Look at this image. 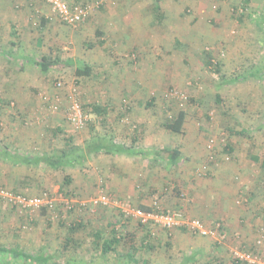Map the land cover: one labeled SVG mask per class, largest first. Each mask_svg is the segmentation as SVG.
<instances>
[{"label": "rangeland", "instance_id": "rangeland-1", "mask_svg": "<svg viewBox=\"0 0 264 264\" xmlns=\"http://www.w3.org/2000/svg\"><path fill=\"white\" fill-rule=\"evenodd\" d=\"M4 2L7 19L0 22V52L46 55L59 64L44 76L32 67L21 73L16 61L0 53V189L32 198L45 195L54 202L50 210L42 206L20 211L0 199V246L36 254L46 250L55 253V264H233L236 249L264 259V238L256 244L257 230L264 227V170L259 164L264 157V0H250L247 6L238 0L226 9L229 19L217 21L214 18L226 11L211 8V0H159L171 11L160 24L151 10L155 0H108L102 5L80 0L90 14L75 27L61 24L42 2ZM129 4L147 7L137 21L131 9V24L124 19ZM186 4L189 7L175 17V6ZM80 65L92 69L90 77L75 76ZM216 66L226 84L214 72ZM235 78L244 79L232 82ZM58 80L61 88L55 86ZM10 91L18 93L17 98L7 97ZM74 91L91 124L112 128L118 144L138 153L101 152L82 165L50 169L43 155L59 153L67 139L73 147H82L89 137L88 125L75 129L66 119ZM151 98L152 107L146 106ZM92 104L107 107V114L101 119L91 115ZM180 110L186 112L182 132L168 133L162 124ZM56 127L62 132L58 136L53 135ZM228 130L246 131L247 137ZM5 148L28 153L38 165H13ZM171 149L181 154L173 163L166 160ZM117 169L121 175L113 172ZM65 176L72 180L68 192L60 191ZM215 180L225 191L223 211L232 216L229 228L214 217L205 221L204 208L192 206L186 187L193 181L205 186ZM100 192L110 198L106 208L90 205ZM206 199L200 192V202ZM141 206L182 212L207 227L219 222L222 233L213 239L183 227H140L127 212ZM76 222L82 228L71 231ZM114 233L122 240L102 256L95 243ZM68 237L75 244L62 252ZM131 247L134 262L127 263L123 254ZM0 264L26 263L0 255Z\"/></svg>", "mask_w": 264, "mask_h": 264}, {"label": "trees", "instance_id": "trees-1", "mask_svg": "<svg viewBox=\"0 0 264 264\" xmlns=\"http://www.w3.org/2000/svg\"><path fill=\"white\" fill-rule=\"evenodd\" d=\"M244 4L247 6L250 3V0H243ZM154 16L155 20L157 23H161L162 21V13L159 7V0H155V7H154ZM86 21V20H85ZM84 21V22H85ZM43 22V20H42ZM262 25L264 27V17L262 19ZM96 35L100 36L101 32L97 31ZM59 62L54 61L51 59V57H41L39 62H36L35 66L39 67L40 70L46 74L50 69H54L58 66ZM214 72L218 75L220 80L222 81V84H226L227 81L224 78V75L221 74L220 69L216 66L214 69ZM92 73V69L89 66H83L80 65L75 68V76L77 78H82V77H90ZM255 74H253V77ZM259 76V74L256 75V77ZM244 78H235L232 82L243 80ZM60 81V80H58ZM61 82V81H60ZM62 83V82H61ZM63 86V84H62ZM61 86V87H62ZM78 94L75 92V100L77 101L78 105L80 106L83 114L87 116V120L85 122L84 127L88 125L89 128V137L88 139L84 142L82 147H73L70 139L65 140L66 145L63 150H61L59 153H52V154H45L42 157V160L45 162L47 166H50L52 168H63L64 166L72 163H77L79 165H82L84 162L88 160L90 155L92 154H98L101 152L104 153H126V154H135V151L132 150L131 146H126L122 144H118L115 141V136L113 134V129L109 128L106 125H103L101 123V129H98L97 124H91L90 120L88 118L87 113L85 112L86 108L82 107L79 100H78ZM153 98L150 99L148 103H146V106L152 107L153 103ZM215 103L216 105H220L221 103V98L219 95H216L215 97ZM90 108V114L96 116L98 119L103 118L104 115L107 114V107L101 105V104H92L88 105ZM84 109V110H83ZM224 115H226L224 113ZM185 118H186V112L184 110H180L177 112L173 117H170L165 120V122L162 124L163 128L171 134H180L183 129V125L185 123ZM83 127V128H84ZM60 128L56 127L55 130L53 131L54 136H58L60 133ZM231 134L237 135L239 137H247L248 132H231L228 130ZM60 132V133H59ZM227 151L231 152V148L229 146H226ZM8 161L11 162L14 165H22V164H27L29 162H32L34 157H30L27 154H21L17 153L14 154L9 151L4 152ZM181 154L178 152L177 149H171L166 151V160H169L171 163L175 162L178 158H180ZM40 158H37V160ZM157 160V157H154L153 160ZM255 160L258 161L256 158ZM260 167L264 170V157L259 161ZM71 178L68 176H65L62 182V186L60 188V191H70L69 186L71 185ZM100 188L103 189L102 184L99 185ZM12 192V191H11ZM14 194H18L16 192H12ZM54 203V202H53ZM53 207V206H52ZM51 207V208H52ZM98 207V206H97ZM101 207V206H100ZM46 209L50 210L51 208L45 207ZM102 208H106L103 206ZM143 211H148L151 210V208H146L144 206H141L140 208ZM163 213L165 214H170L168 212H165L162 210ZM140 227H147V226H152L153 224H149L147 226H142L138 224ZM82 224L80 222H76L72 225H70V230L71 231H77L78 229L82 228ZM180 228V227H178ZM166 231V230H165ZM120 240H122L121 236L117 235V233H114L110 239L108 240H102L100 243H95L97 247L100 248V254L102 256L108 254L111 251H114V247L116 245H119ZM75 242L71 237L65 238L62 241V252H66L69 248V246H74ZM115 245V246H114ZM134 252L135 249L131 247L126 254H123L124 257H126V262L127 263H132L134 262ZM0 255L8 256V258H13V259H20L21 261H24L26 264H55V255L54 254H49L48 252L46 253V250H42L40 253H32V252H27L23 250H19L16 248H9V247H2L0 246ZM143 264H147L146 261H143ZM64 264H69V262H66ZM233 264H240V263H233Z\"/></svg>", "mask_w": 264, "mask_h": 264}, {"label": "built area", "instance_id": "built-area-1", "mask_svg": "<svg viewBox=\"0 0 264 264\" xmlns=\"http://www.w3.org/2000/svg\"><path fill=\"white\" fill-rule=\"evenodd\" d=\"M33 2H42L47 4L57 20L67 26L75 27L89 17V7L84 4H69L66 0H28ZM99 5L107 2L108 0H98ZM55 86L61 88L62 83L60 81L56 82ZM72 95V101L68 104L66 111V119L75 129H81L84 127L87 120V116L83 114L80 106L75 100V91ZM56 106H53L55 109ZM0 199L8 203L11 207L16 208L20 211H34L38 208L44 206L51 208L53 206L52 200H49L47 196H42L39 198H32L24 196L21 194H14L9 190L0 189ZM90 205L93 207L97 206H109L110 198L103 193H99L95 198H92ZM128 216H132L136 219L137 223L142 226H147L153 224L162 230H173L178 227L185 228L187 232L192 235H199L203 237H209L217 239L222 233V225L217 222L211 227H207L199 219H189L184 218L182 212H174L170 214H165L161 210L152 209L148 211H143L140 208L133 209L131 212H127ZM258 237L256 244H260L264 238V227H260L257 230ZM233 260L235 263L240 264H264V259L262 256L257 257L253 252L247 250L236 249L233 251Z\"/></svg>", "mask_w": 264, "mask_h": 264}, {"label": "crops", "instance_id": "crops-1", "mask_svg": "<svg viewBox=\"0 0 264 264\" xmlns=\"http://www.w3.org/2000/svg\"><path fill=\"white\" fill-rule=\"evenodd\" d=\"M67 1H69V4H77L78 3L77 1H79V3H80V0H67ZM237 1L238 0H211V3L213 2L211 8H213L215 6L216 7V10L217 9H222V10H225L226 11V12H221L220 13L221 16L215 17L213 21H217L218 20L217 18H219L220 20H222V19H225V20L229 19L228 12H227V10H229L228 9V6L229 7H232V5H235L234 2H237ZM6 6H8L7 3H5L4 0H0V18L1 17H4L0 21L1 24L4 23V19L5 20L7 19L3 15ZM130 6H131L130 4L127 5V7L125 9L126 15L124 16V19H127L129 24H131L129 22V20H130V15L129 14H130L131 9H132V11L135 10L137 12L136 14H138V15H134L133 16V19H135V21H137V19L140 16L141 17H144L145 14H146V12H147V7L144 6V5L142 6V8H141V5L140 4L139 5L138 4H133L131 7ZM135 6H137V7L134 8ZM154 7H155V4H153V7L151 9L153 11V13H154ZM159 7H160V10H161V13H162V18H165V16L167 17V13L171 12V11H169L168 8H164L163 3H159ZM188 7H189L188 4H186V6H183L182 8H178L177 6H175L173 12L176 11L178 15L175 14L174 16L175 17L176 16L178 17V16L182 15V13L184 12V10L186 8H188ZM127 11H128V13H127ZM124 12H123V15H124ZM240 12H241V10H240ZM201 13H203V12H201ZM211 17H213V16H211ZM113 20L114 21H117L118 18L117 17H113ZM124 21H126V20H124ZM42 23L43 24L46 23V20L45 21L43 20ZM15 34H16V30L14 28H12L11 36L13 38H15ZM10 44L12 46L16 45L13 41H10ZM37 44H38V41H37ZM0 53L2 55L6 56V58H9L10 60H12L13 63L16 61L18 63L17 64L18 66H17L16 70H19L20 69L19 71L21 73H23L26 68L32 67V68H34V71H35L34 73L38 72L39 75H41V74L43 75L44 74L40 70L39 67L35 66V64H36V62H39V60H40L41 57H46V55L34 56V54H31V53H29V54H25L24 53V54L18 56V55H15L13 53H10V52H0ZM16 62H15V64H16ZM38 85L39 86H43V83H39ZM9 89H11V87L8 88L7 90H9ZM17 94L18 93H14V91L13 92L10 91L9 92V96H7V97L17 98ZM4 135H6V134H4ZM9 138L11 139V137H9ZM23 142L24 141L23 140H20V139L18 141L19 145H23ZM132 150L135 151V154L138 153V151L135 150V148H132ZM5 151H9V149H6L5 148ZM2 152H3V150H1V148H0V153H2ZM17 153L27 154L28 155V153H24V152H21V151H18ZM46 154H49V153H46ZM107 154H113V155H116V154H125L126 155V153H115V152H111V153H107ZM127 155H129V154H127ZM131 155H134V154H131ZM34 161L35 160L33 159V162H29L27 164H22V166L32 165V166L35 167L38 164L36 162H34ZM48 167L50 169H52V170L59 169V168H52L50 166H48ZM113 172L121 175V172L118 169L117 170H114ZM122 172H124V170H122ZM218 181L215 180V181H211V182H208V183L205 182V186L202 185L200 182L193 181L191 184L187 183V186L186 187L189 190L190 195H191L192 206L198 208V206L201 204L202 207L204 208L203 216H202V212H201V217H203L204 220L205 219H208L209 216L212 217V218L214 217L215 220H220L221 222H223L224 224H226V226L229 228V224L232 221V216L228 215V213H226L225 211H223L225 209V207H226V201H225V195H224L225 191L222 190L223 186H221L220 181L219 182ZM200 192L203 195H208V199H206L207 200L206 203H205L204 200L200 202V200H199V193ZM210 213H212V214H210ZM196 214H200V213H196ZM228 218H230V220H228ZM210 223H212V222H210ZM173 233H174L175 236H178L180 239L182 238V235L179 234L180 233L179 230H175V231H173ZM53 254H55V253H53Z\"/></svg>", "mask_w": 264, "mask_h": 264}]
</instances>
